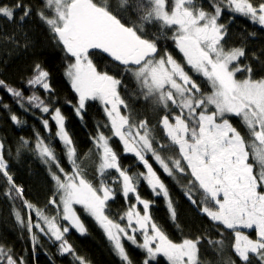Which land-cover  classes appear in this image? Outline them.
Wrapping results in <instances>:
<instances>
[{"label":"snow or ice","instance_id":"1","mask_svg":"<svg viewBox=\"0 0 264 264\" xmlns=\"http://www.w3.org/2000/svg\"><path fill=\"white\" fill-rule=\"evenodd\" d=\"M43 3L38 16L74 58L66 76L78 94L73 106L75 113L83 119L86 102L99 101L108 123L97 125V133L92 137L94 149L90 151L95 152L99 161L95 165L99 184L94 186L78 163L77 148L66 130L61 110H53L35 92L25 98L22 91L0 80V87L16 98L25 111L26 99L30 107L51 113L55 136L72 165V171L66 172L54 149L36 133L34 150L48 165L55 185L49 205L55 206L56 214L46 215L43 209L24 199V189L15 184L8 171L5 146L0 141V175L8 184L4 195L13 201L19 199L28 210L27 219L15 208L13 215L20 228L29 233L33 253L39 243L37 232L33 231L37 229L39 234L58 242L61 255H73L76 264H87L83 257L75 255L66 239L71 229L80 234L87 231L74 207L79 205L103 229L122 264H133L125 240L145 252L142 264H152L161 255L167 264H201L198 246L205 238L197 236L174 242L153 220L150 209L154 202L142 198L138 191L141 182H146L155 197L163 196L175 221L169 189L154 168L155 162L168 177L186 174L193 178L188 187L201 193L200 211L210 221L232 230L231 249L242 264H252L253 259L264 264V77L254 79L251 66L239 63L245 56L244 48L225 49L227 28L218 22L227 10L264 26V0L259 3L208 0L210 11L203 7L202 0H43ZM19 9H23L19 16L22 22L31 14V6L20 0L14 5L0 0V16L9 21L16 19ZM166 40H171L182 54L183 63L168 51L166 44L161 51V42ZM94 53L107 54L112 63L123 69L121 77L127 75L134 82L133 95L138 102L150 103L154 113H163L156 125L150 127L147 118H135L137 114L120 91L122 87L127 91V85L121 78L99 71L90 58ZM190 72L203 77L210 91H204ZM238 73L246 75L238 79ZM48 77L49 73L36 64L27 84L50 91ZM10 118L17 125L25 123L16 114ZM233 119L239 120L245 129L243 134ZM41 123L51 132L49 120L42 119ZM157 127L166 143L154 135ZM101 128L108 129L111 135ZM114 138L121 143L123 153L132 154L145 171L132 172L121 166L111 144ZM173 149L175 157L161 154ZM113 170L116 175H112ZM117 191L126 201L132 198L135 201L120 216L121 221L126 220L123 226L106 214L108 202ZM185 194L193 204L197 203L191 191ZM241 229H254L255 239ZM137 234L142 236V243L138 242ZM220 235V239L209 238L207 243L222 253L228 245L223 233ZM0 264H26V261L23 256L16 257L11 247L0 244ZM226 264L235 261L229 259Z\"/></svg>","mask_w":264,"mask_h":264},{"label":"trees","instance_id":"2","mask_svg":"<svg viewBox=\"0 0 264 264\" xmlns=\"http://www.w3.org/2000/svg\"><path fill=\"white\" fill-rule=\"evenodd\" d=\"M3 2L14 5L18 0H3ZM20 2L30 5L32 8L31 14L24 21L19 20L23 9L17 10L16 19L13 21L0 16V80H3L7 86L22 91L25 98L35 92L53 110L55 108L61 110L66 118V129L77 148L78 163L85 170V175L98 186L99 179L95 165L99 161L95 152L90 150L94 149L92 137L97 133V125L108 123L104 108L99 101H88L82 113L83 119L77 116L73 106L77 104L78 94L75 93L66 76L65 50L62 44L58 43L57 37L38 16V11L44 8L43 0H20ZM255 2L259 3L260 0H255ZM202 3L206 10H211L208 0H202ZM46 14L49 15V12ZM218 22L224 24L227 28V35L223 41L225 49L244 48L245 56L240 59L239 63L251 66L254 79L264 77V26L255 24L250 19L239 14H232L227 10L223 12ZM150 31H155V29H150ZM168 35L170 36L171 32ZM165 44L168 51L183 63L182 54L178 52L171 40L161 42V51H163ZM104 60L101 54H93L94 64L99 71H109L122 78L123 84L127 85V91L123 87L120 91L132 111L137 114L135 118L137 120L147 118L150 127L156 125L163 113H154L150 103L138 102L133 95L136 89L131 78L127 75L121 77L118 68H109L107 65L109 60ZM36 64H40L49 73L50 91L46 92L38 87L35 89L28 87L27 81L34 75ZM189 74L193 75V79L200 84L204 91H210L203 77L191 72ZM245 75L246 73H239L238 77L243 78ZM4 105L8 107L5 108ZM24 106L28 109L27 111L19 106L16 98L3 87H0V140L5 146L4 157L15 184L24 189V199L43 209L46 214L55 215V206L49 205V199L53 196L55 185L49 175L48 165L41 160L34 150L36 133L38 132L44 137L45 142L49 143L54 149L60 165L66 172L72 171V165L64 154L62 143L55 136L56 125L50 119L51 113H42L39 109L30 107L26 99ZM122 111L124 110L122 109ZM12 114H16L25 123L15 124L10 118ZM42 119L49 120L51 132L43 127ZM232 122L242 134L245 132L239 120L233 119ZM101 131H104L106 135H111L108 129L101 128ZM154 135L162 142H167L158 127L155 129ZM22 140H26L28 143L24 144ZM111 144L120 157L122 167H129L132 172L145 171L132 154L123 153L122 145L118 139L114 138ZM161 154L165 157L177 156L174 149ZM150 162L153 161L150 160ZM153 166L161 174V178L169 189V196L176 211L175 221L170 216L163 196L155 197L146 182H141L138 191L142 198L154 202L150 209L151 215L166 235L174 242H180L184 238L204 237L205 239L198 246L201 264H226L229 259L234 260L235 264H242L231 249V244L234 243L232 230L224 228L223 225L217 222L210 221L200 211L203 206L199 203L201 193L195 191V189H190L188 183L163 174L155 162H153ZM55 170L53 168V171ZM112 175H116L114 170ZM179 175L186 182L193 179L190 175ZM7 189V182L0 175V244L11 247L16 257L23 256L26 264H76L73 255H61L58 251V242L54 243L48 237L39 234L38 231L36 232L39 243L35 247V254L33 253V244L29 238V233L20 228L13 215V208L18 207L27 219L28 210L24 208L19 199L13 201L5 196L4 193ZM186 191L192 192V198L197 201L196 204L188 199L185 194ZM13 195L15 194L13 193ZM134 202V198L126 201L120 191H117L114 199L108 202L106 214L116 222L124 224V221L120 220V216L123 215L129 203ZM140 207L142 208V206ZM80 215L87 230L86 233L80 234L75 229H71L66 234V239L72 244L75 255L83 257L87 264H122L120 258L113 251L105 232L95 219L86 215L83 211ZM243 231L255 239L254 229ZM221 233H223V238L228 245L222 253L217 251L215 246H210L207 243L209 238L212 240L220 239ZM138 242L142 243L141 235L138 236ZM124 244L133 264H142L146 256L145 252L127 240L124 241ZM152 264H167V260L161 255ZM252 264H258V261L253 259Z\"/></svg>","mask_w":264,"mask_h":264},{"label":"rangeland","instance_id":"3","mask_svg":"<svg viewBox=\"0 0 264 264\" xmlns=\"http://www.w3.org/2000/svg\"><path fill=\"white\" fill-rule=\"evenodd\" d=\"M49 15H51V13L49 12ZM65 50V49H64ZM91 58V57H90ZM92 59V58H91ZM65 62H66V71H67V68H68V65L70 64V63H73L74 62V58H72L71 56H70V54H68V53H66V50H65ZM239 74V73H238ZM238 74H237V78L238 79H242V78H240V77H238ZM117 77V76H116ZM118 78V77H117ZM70 81V80H69ZM71 83V82H70ZM28 85V84H27ZM28 87H30L29 85H28ZM38 87V86H37ZM36 87V88H37ZM39 88V87H38ZM15 89V88H14ZM32 89H35V88H32ZM31 90L29 89V92H30ZM102 105V104H101ZM103 106V105H102ZM66 127V126H65ZM67 130V129H66ZM1 141V140H0ZM171 166V165H170ZM175 177L176 178H178V180H180L181 182H184V183H188V182H186V180L182 177V176H180L179 174H175ZM85 178L87 179V180H89L90 182H92L86 175H85ZM93 183V182H92ZM93 185L94 186H96L95 185V183H93ZM186 188V187H185ZM129 204H131V203H129ZM74 207H75V209H76V211H77V214L80 216V218H81V212L83 211L82 210V208H81V206H79V205H74ZM16 209L17 210H19V208L18 207H16ZM21 212V211H20ZM22 214V213H21ZM46 214V213H45ZM46 215H48V214H46ZM22 216H23V214H22ZM49 216H51V215H49ZM24 217V216H23ZM25 218V217H24ZM32 218H33V220L35 221L36 219H37V217L35 216V214L33 213L32 214ZM26 219V218H25ZM81 220H82V218H81ZM83 222V221H82ZM126 223V220L124 221V224ZM124 224H121L122 226L124 225ZM242 231L243 230H245V229H241ZM247 230V229H246ZM248 230H251V229H248ZM33 231L34 232H36V231H38L37 229H33ZM245 234H247V233H245ZM138 236H139V234H137V240H138Z\"/></svg>","mask_w":264,"mask_h":264},{"label":"flooded vegetation","instance_id":"4","mask_svg":"<svg viewBox=\"0 0 264 264\" xmlns=\"http://www.w3.org/2000/svg\"><path fill=\"white\" fill-rule=\"evenodd\" d=\"M95 54V53H94ZM101 56L103 57V59H108L109 60V63H107V65H108V67L109 68H112V69H115V68H118V70H119V73H121L122 71H123V69L120 67V66H118L117 64H114V63H112L111 62V60H110V58L107 56V54H101ZM91 58H92V60H93V54L91 55ZM104 60V61H105ZM93 63H94V61H93ZM98 69V68H97ZM110 75H113V76H116V75H114V74H112L111 72H109V71H107ZM118 77V76H117ZM119 78V77H118ZM122 79V78H121Z\"/></svg>","mask_w":264,"mask_h":264}]
</instances>
